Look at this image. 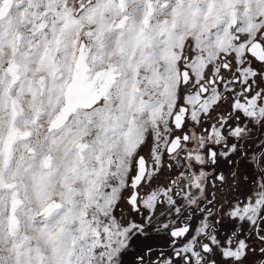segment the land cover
<instances>
[{"label":"snow or ice","instance_id":"1","mask_svg":"<svg viewBox=\"0 0 264 264\" xmlns=\"http://www.w3.org/2000/svg\"><path fill=\"white\" fill-rule=\"evenodd\" d=\"M0 264H264V0H0Z\"/></svg>","mask_w":264,"mask_h":264}]
</instances>
